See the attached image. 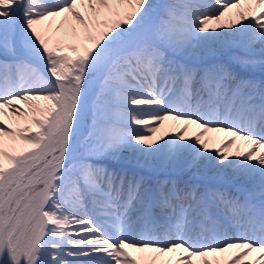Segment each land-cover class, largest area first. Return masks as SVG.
Returning <instances> with one entry per match:
<instances>
[{
    "label": "snow or ice",
    "instance_id": "obj_1",
    "mask_svg": "<svg viewBox=\"0 0 264 264\" xmlns=\"http://www.w3.org/2000/svg\"><path fill=\"white\" fill-rule=\"evenodd\" d=\"M256 71L264 0H0V264H264Z\"/></svg>",
    "mask_w": 264,
    "mask_h": 264
},
{
    "label": "rangeland",
    "instance_id": "obj_2",
    "mask_svg": "<svg viewBox=\"0 0 264 264\" xmlns=\"http://www.w3.org/2000/svg\"><path fill=\"white\" fill-rule=\"evenodd\" d=\"M257 46H261V45H257ZM256 73V78H257V80H260V79H262V75L261 74H259L257 71L255 72ZM168 137H165V139H167ZM160 143H163V141L161 140V141H159ZM239 143V142H238ZM234 150V149H233ZM168 167H160L159 168V171H161V172H163V171H165L166 169H167ZM204 171H207V170H205V169H203V167H201V169H200V171L199 172H196V170L195 169H193L191 172H184L185 174H189V176L191 175V176H193V175H201V174H203L204 173ZM215 171H217V170H215ZM220 173V172H219ZM219 173H216V172H212V174H211V177L212 178H214V177H217V176H219V175H221V176H226V177H231V178H233L234 176H233V174L232 173H230V171H228V172H224V173H221V174H219ZM145 175V174H144ZM164 176V175H163ZM147 177V176H146ZM228 177V178H229ZM239 179V181L241 182V183H245V182H247V180L246 179H244L243 177H235L234 179ZM161 181V180H160ZM213 189H220V190H223V191H225V189H221V188H218V187H213ZM196 195H198V188H196Z\"/></svg>",
    "mask_w": 264,
    "mask_h": 264
},
{
    "label": "bare ground",
    "instance_id": "obj_3",
    "mask_svg": "<svg viewBox=\"0 0 264 264\" xmlns=\"http://www.w3.org/2000/svg\"><path fill=\"white\" fill-rule=\"evenodd\" d=\"M236 39H237V41L239 42L241 38L237 37ZM257 45H258V44H257ZM257 45H256V48H257V50H259L260 46H257ZM234 48H236V53H238V54H243L242 50H241L239 47H234ZM230 51L233 52V50H230ZM233 53H235V52H233ZM224 58L227 59V57H224ZM216 59H217V57H216ZM215 61H216V60H215ZM215 61H212L211 63H213V62H215ZM167 123H168V122L165 123V128L162 129V132L165 131V130H167ZM157 135L159 136L160 133H158ZM189 135H192V132H191V131H190ZM216 146H218V144H217V145H213V147H216ZM213 171L216 172V173H219L218 171H215L214 169H208L207 171H204V175H203V176H207V177H209V175H211ZM230 173H231V171H230ZM219 174H221V173H219ZM232 181H233V180H232ZM234 182H235V181H234ZM247 186H248V185L244 186V188H247ZM189 187H194V188L196 187V188H197V187H198V182H192L191 185H190ZM210 189H213V188H210ZM226 192L228 193L229 191H226ZM229 195H230V196L237 197V196H235L234 193H232V192H230ZM237 198H238V197H237Z\"/></svg>",
    "mask_w": 264,
    "mask_h": 264
}]
</instances>
